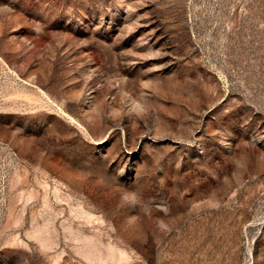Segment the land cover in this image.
Returning <instances> with one entry per match:
<instances>
[{"label":"rangeland","instance_id":"374dc122","mask_svg":"<svg viewBox=\"0 0 264 264\" xmlns=\"http://www.w3.org/2000/svg\"><path fill=\"white\" fill-rule=\"evenodd\" d=\"M0 264H264V0H0Z\"/></svg>","mask_w":264,"mask_h":264}]
</instances>
